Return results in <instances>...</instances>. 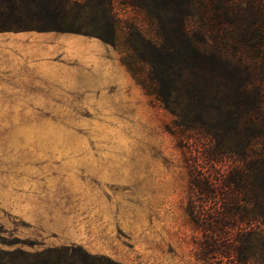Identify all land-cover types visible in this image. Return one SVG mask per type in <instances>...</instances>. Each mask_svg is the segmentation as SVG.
Returning <instances> with one entry per match:
<instances>
[{
  "label": "rangeland",
  "instance_id": "1",
  "mask_svg": "<svg viewBox=\"0 0 264 264\" xmlns=\"http://www.w3.org/2000/svg\"><path fill=\"white\" fill-rule=\"evenodd\" d=\"M128 1L115 0L119 47L74 32H0L4 263L32 264L74 246L122 264H239L237 236L251 231L254 248L264 251V226L245 221L246 211L254 213L249 198L223 188L228 145L198 128L176 127L179 117L123 63L127 25L157 40V23ZM166 1L167 34L180 45L191 38L231 68L233 75L218 77L219 96L230 101L238 94L240 108L261 124L264 0ZM23 34L47 38L11 39ZM137 72L144 80L147 69ZM197 177L205 186L200 194L193 188ZM193 201L212 224L208 231L190 216Z\"/></svg>",
  "mask_w": 264,
  "mask_h": 264
},
{
  "label": "trees",
  "instance_id": "2",
  "mask_svg": "<svg viewBox=\"0 0 264 264\" xmlns=\"http://www.w3.org/2000/svg\"><path fill=\"white\" fill-rule=\"evenodd\" d=\"M126 4L149 13L157 23V40L148 38L133 24L127 25L123 47L128 55L123 63L147 94L179 117L174 121L176 127L198 128L203 136L228 145L231 167L222 178L223 188L248 197L254 213L246 211L245 221L264 226V119L258 124L250 118L247 110L240 108L242 99L238 94L230 101L219 96L218 77L233 75L231 68L223 67L220 60L202 51L191 38L186 36L179 41L183 43L180 45L167 34L164 14L171 9L168 1L154 0L150 5L146 0H130ZM120 23L115 0H0V32L35 29L74 32L119 47ZM140 67L147 69L144 80L137 78ZM242 88L240 84L237 91ZM258 147L260 153L253 154ZM213 162L218 163L214 158ZM193 186L198 194L205 189L200 177L194 178ZM189 214L208 231L212 224L204 220L194 201L189 203ZM253 238L252 231L237 236L239 264H264V251L259 253L254 248ZM208 249L205 247L207 252ZM0 264L8 263L0 261ZM32 264L122 263L66 246L62 252H50Z\"/></svg>",
  "mask_w": 264,
  "mask_h": 264
},
{
  "label": "crops",
  "instance_id": "3",
  "mask_svg": "<svg viewBox=\"0 0 264 264\" xmlns=\"http://www.w3.org/2000/svg\"><path fill=\"white\" fill-rule=\"evenodd\" d=\"M24 36H13L11 39L13 40H22V39H27V40H34L36 38L42 39V38H47V37H34L28 34H23ZM67 41L73 42L75 44H82V45H89L90 47H102L99 42H91L90 40H87L82 37H72V36H65Z\"/></svg>",
  "mask_w": 264,
  "mask_h": 264
}]
</instances>
